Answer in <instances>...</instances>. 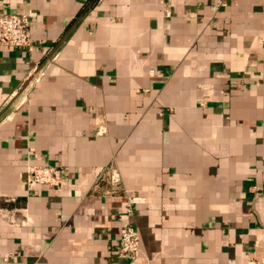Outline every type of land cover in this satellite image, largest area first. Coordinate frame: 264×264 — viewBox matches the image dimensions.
<instances>
[{"label":"crops","instance_id":"0c3cea01","mask_svg":"<svg viewBox=\"0 0 264 264\" xmlns=\"http://www.w3.org/2000/svg\"><path fill=\"white\" fill-rule=\"evenodd\" d=\"M86 2L0 0V264L264 262V0Z\"/></svg>","mask_w":264,"mask_h":264},{"label":"built area","instance_id":"2783aa9c","mask_svg":"<svg viewBox=\"0 0 264 264\" xmlns=\"http://www.w3.org/2000/svg\"><path fill=\"white\" fill-rule=\"evenodd\" d=\"M29 36V18L26 15L0 14V47L30 49ZM259 40L264 44V35ZM33 77L31 80H34L35 77ZM61 181V171L57 167L32 165L27 169V183L29 186L54 188L58 187ZM139 203H143V199L129 197L128 212L132 205ZM116 254L120 258L130 261L136 260L139 256V237L130 224L120 228ZM247 264H264V262L253 261Z\"/></svg>","mask_w":264,"mask_h":264},{"label":"trees","instance_id":"16d2710c","mask_svg":"<svg viewBox=\"0 0 264 264\" xmlns=\"http://www.w3.org/2000/svg\"><path fill=\"white\" fill-rule=\"evenodd\" d=\"M97 1L98 0H87V2L85 3V5L81 10V14L83 15L85 12H87L93 5L96 4Z\"/></svg>","mask_w":264,"mask_h":264}]
</instances>
